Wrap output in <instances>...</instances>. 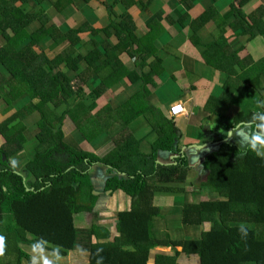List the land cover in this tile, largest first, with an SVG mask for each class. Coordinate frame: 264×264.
<instances>
[{
	"label": "trees",
	"instance_id": "16d2710c",
	"mask_svg": "<svg viewBox=\"0 0 264 264\" xmlns=\"http://www.w3.org/2000/svg\"><path fill=\"white\" fill-rule=\"evenodd\" d=\"M27 2L0 0V100L8 103L4 115L14 112L0 122V236L4 237V255L0 256V261L8 258L7 264L23 261L30 264L22 246L46 249L44 244H50L60 249L54 252L62 257L73 250L77 235L73 217L91 213L96 201L93 196L83 201L82 187H90L89 170L101 164L121 177L110 179L105 191H120L129 199L130 206L128 211L117 214L115 235L95 226L89 228V235L97 241L90 246L89 264H179L181 258L187 260L184 264H264V157L246 148L232 151L233 154L214 151L206 155L203 166L207 176L200 186L215 199L185 205L181 212L182 225L203 228L200 238L181 242H172L167 236L156 238L152 223L157 210L152 199L158 190H164L157 185L184 183L188 171L183 152L177 151L171 163L155 160L156 149L170 148L173 136H178L170 121L167 124L174 135L160 133L154 117L162 119L163 116L147 103L146 82L152 74L158 73V64L149 63V72L139 75V89L123 103L116 108L106 104L96 109L97 100L119 79L136 78L120 65L119 52L130 54L139 67L142 57L153 53L151 40L146 36L136 38L129 19L112 23L108 11V28L101 30L108 33L112 27L121 32L122 38L117 37L114 44L103 42L101 46L92 40L87 53L81 55L78 46L82 42V26L64 29L52 23L47 15L26 10ZM244 3L246 0H241L231 7L236 15L234 29L242 24L239 19ZM208 13H201L187 24L191 30L188 41L195 46L199 44L195 38L196 28L207 21ZM263 14L264 6H260L248 16L251 21L258 18L252 24L256 30L261 28L257 23L264 27L259 17ZM244 25L242 32L246 33L245 29L250 32L251 27ZM225 47L213 44L207 50L208 56L205 52L202 54L211 67L220 68L215 62L227 50ZM80 63H85V68H81ZM231 74L230 71L222 96H229V87L231 92L234 89L235 78ZM260 75H264V57L237 73L248 86L264 93L259 85ZM74 76L83 82L76 89L70 83ZM92 80L94 84L89 88L87 82L92 84ZM24 98L25 102H21ZM218 99L211 97L209 102ZM34 111L40 115L35 153L24 165L22 174L10 159L23 149L26 143L23 120ZM138 115L144 116L157 136L159 134L152 142L150 153L139 151L138 140L126 128ZM253 115L239 111L228 127L236 126L237 122L246 124L244 122ZM64 117L71 120L88 142L116 120L120 121L121 129L110 139L111 149L100 157L96 152L64 140L61 130ZM259 131L257 127L258 134ZM197 194L199 192H194ZM28 235L32 236L31 240ZM156 247L169 248L172 255L151 258L149 252Z\"/></svg>",
	"mask_w": 264,
	"mask_h": 264
},
{
	"label": "crops",
	"instance_id": "0c3cea01",
	"mask_svg": "<svg viewBox=\"0 0 264 264\" xmlns=\"http://www.w3.org/2000/svg\"><path fill=\"white\" fill-rule=\"evenodd\" d=\"M240 1L91 0L88 3H81V0H71L68 4H62L61 0H28L24 5L26 10L45 14L52 23L64 29L82 26L83 52H80L81 44L78 46L81 55L87 53L92 40L101 46L103 42L114 44L117 37L122 38L121 32L112 27L107 30L108 33L101 30L108 28V11L112 23L118 24L123 18L129 19L134 25L136 38L146 36L151 40L153 53L149 57H142L139 67L135 65L130 54L125 51L119 52L117 59L120 65L132 72L136 78L130 80L125 76L119 79L97 100L96 109L106 104L116 108L123 103L139 89L141 83L139 75L149 72V63L155 61L158 64L159 69L156 71L158 73L152 74L146 82L149 91L147 103L157 108L163 116L162 119L159 116L154 117L157 119V126L160 127V133H168L166 136L174 135L170 133V126L167 124L170 121L176 128L178 136L175 138L173 136L170 148L156 149L155 160L160 163H171L177 151H180L187 158L188 171L184 183L157 185L159 189L164 190H158L152 199V204L157 210V217L152 223V232L156 238L162 239L167 236L172 242L196 241L200 238L203 228L182 225L181 212L185 205L211 200L208 196L212 197V200L215 199L207 189L200 186L207 176L203 166L204 158L214 151H227L233 154L237 149L244 150L250 136L246 129L250 125L237 122L233 130L234 127H228V123L232 122V117L239 111L247 115L262 110L258 104L264 101L263 91L248 86L246 81L237 77V73L245 71L264 57V27L256 22V25L261 27L256 30L252 24L258 18L254 17L252 21L248 18L258 7L264 6V0H246L240 9L244 16L239 19L242 24H239L238 29H234L233 22L236 15L231 12V7ZM206 12H209L207 21L196 28L195 38L198 39L196 41L199 44L195 46L188 41L191 30L187 24ZM184 14L185 17H181ZM259 17L264 24V14ZM180 20L184 23L180 24ZM244 23L251 27L250 32L246 29V33L242 32ZM213 44L223 48L228 47L217 59L219 61L215 62L220 68L211 67L205 59L209 53L207 50ZM134 48L135 46L132 47ZM204 52L206 56L202 55ZM79 65L85 68V63ZM230 71L235 78L232 83L234 89L231 92L229 87V96L226 94L222 96ZM71 73L76 75L74 71ZM129 74L132 78L131 73ZM73 78L79 81L77 88L83 84L79 77ZM93 84V80L92 84L87 82L89 88ZM71 85L75 89L72 83ZM259 85L264 88V75L259 76ZM211 97H219V99L209 102ZM84 100L88 103L87 99ZM21 102H25V98ZM180 102L183 103L186 113L169 116L166 112L168 106ZM217 103L218 106L214 105ZM39 116V113L34 111L24 118L26 143L21 152L10 159L13 165H23L27 159L29 161L33 157ZM68 121L71 122L68 117H64L61 122L64 140L77 147L96 152L100 157L111 149L110 139L121 129L120 121L116 120L109 129L88 142L72 122L71 126L68 125ZM126 128L138 140L139 151L144 154L150 153L152 142L159 134L157 136L146 118L138 115L126 124ZM231 130L233 132H229ZM225 135L234 138H226ZM88 175L90 187H82L81 196L85 202L89 201V196L96 198L93 210L91 213L85 212L73 217L77 233L75 248L68 251L65 256L55 254L54 251L60 250L59 248L44 244L46 249H42L43 258H46L50 264H89L90 246L97 242L89 235V228L95 226L108 231L113 236L116 234L114 230L117 214L129 210L130 201L120 191H105L107 182L114 178L120 179V176L108 171L101 164L92 166ZM194 192L199 194L194 195ZM31 239L32 236L28 235V240ZM21 249L30 258V264H44L40 254L33 252V249L27 246H22ZM176 250L180 251L179 248ZM167 251L171 253L169 248L156 247L149 252V256L153 258L155 255H165ZM179 261L185 263L187 260ZM8 262V258H4L0 264ZM21 264L28 263L23 261Z\"/></svg>",
	"mask_w": 264,
	"mask_h": 264
},
{
	"label": "clouds",
	"instance_id": "9594fccd",
	"mask_svg": "<svg viewBox=\"0 0 264 264\" xmlns=\"http://www.w3.org/2000/svg\"><path fill=\"white\" fill-rule=\"evenodd\" d=\"M62 4L66 3V0H61ZM258 107L264 109V101L259 102ZM246 124H251V127L247 128L246 131L250 133L247 144L245 145L247 150L256 153L257 156L264 157V111L255 113L251 120L244 122ZM235 125L233 130L235 129ZM257 127H259V134L257 133ZM233 130L229 132H233ZM227 137H232L230 135H225ZM33 252L40 254L41 258L44 260V264H50V262L43 258V250L32 246ZM39 250V251H38ZM4 255V237L0 236V256Z\"/></svg>",
	"mask_w": 264,
	"mask_h": 264
},
{
	"label": "rangeland",
	"instance_id": "374dc122",
	"mask_svg": "<svg viewBox=\"0 0 264 264\" xmlns=\"http://www.w3.org/2000/svg\"><path fill=\"white\" fill-rule=\"evenodd\" d=\"M80 52H83V49H84V45H80ZM81 54V53H80ZM65 69V68H64ZM79 81L78 80H75L74 78H72L71 80H70V83H72L74 86H75V89L77 88V83H78ZM226 101H228V100H226ZM229 103H230V101H228ZM8 108V103L5 101V100H0V122L2 121V120H4L7 116H9L12 112H13V110L12 111H9V112H7L5 115H4V110L5 109H7ZM14 113V112H13ZM32 118H33V116L30 118V120H32ZM68 123V125L69 126H71L72 124H71V122L70 121H68L67 122ZM28 162V159H27V161H26V163ZM26 163H24L23 165L22 164H20V165H17V164H15V165H13L14 167H15V169L17 170V171H19V172H21L22 174H23V172H24V165L26 164ZM20 168H23V169H20ZM210 199H212V197H210V196H208ZM171 252V251H170ZM165 253H167V254H165V255H172L171 253H169V251H167V252H165ZM182 259V258H181ZM2 261V260H1ZM179 264H183V262L182 261H179Z\"/></svg>",
	"mask_w": 264,
	"mask_h": 264
},
{
	"label": "built area",
	"instance_id": "2783aa9c",
	"mask_svg": "<svg viewBox=\"0 0 264 264\" xmlns=\"http://www.w3.org/2000/svg\"><path fill=\"white\" fill-rule=\"evenodd\" d=\"M166 112L169 116H177L180 114H185L186 110H185L183 103L180 102V103H175L173 105L168 106Z\"/></svg>",
	"mask_w": 264,
	"mask_h": 264
}]
</instances>
